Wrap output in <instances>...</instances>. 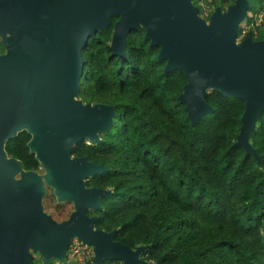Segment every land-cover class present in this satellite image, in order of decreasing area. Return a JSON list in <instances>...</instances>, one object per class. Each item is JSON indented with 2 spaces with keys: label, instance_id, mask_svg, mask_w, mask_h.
Masks as SVG:
<instances>
[{
  "label": "water",
  "instance_id": "obj_1",
  "mask_svg": "<svg viewBox=\"0 0 264 264\" xmlns=\"http://www.w3.org/2000/svg\"><path fill=\"white\" fill-rule=\"evenodd\" d=\"M246 0L215 8L208 21L192 0H0V264H33L65 259L73 239L92 247L95 264H149L135 250L113 241L115 232L94 229L109 190L87 188L85 181L106 171L85 157H71L75 144H100L113 122L114 109L76 100L83 73L81 51L88 39L114 23L110 50L125 56L126 36L140 28L150 46H159L164 72L180 70L186 85L178 100L194 126L213 110L206 92L215 90L244 101L236 146L254 156L249 136L264 110V39L243 38ZM25 131L43 176L58 203L73 211L57 223L43 211L45 188L37 171H24L9 159L4 144ZM19 175V180L14 176Z\"/></svg>",
  "mask_w": 264,
  "mask_h": 264
},
{
  "label": "trees",
  "instance_id": "obj_2",
  "mask_svg": "<svg viewBox=\"0 0 264 264\" xmlns=\"http://www.w3.org/2000/svg\"><path fill=\"white\" fill-rule=\"evenodd\" d=\"M259 2L262 11L264 0ZM218 8L224 10L221 3ZM118 19L112 17L81 51L76 100L114 109L100 144L85 140L71 152L106 168L85 181L87 188L112 193L100 199V210L87 211L97 217L94 229L114 231L113 241L132 250L144 247L140 258L149 264H264V110L249 136L255 157L236 146L243 100L207 91L205 102L213 112L192 126L178 100L186 76L180 70L164 72L160 47L150 46L143 28L126 36L124 57L111 52ZM250 20L246 13L243 21ZM30 140L22 131L5 142L4 150L24 171H38ZM50 192L47 200L62 208ZM43 200V211L51 216Z\"/></svg>",
  "mask_w": 264,
  "mask_h": 264
},
{
  "label": "rangeland",
  "instance_id": "obj_3",
  "mask_svg": "<svg viewBox=\"0 0 264 264\" xmlns=\"http://www.w3.org/2000/svg\"><path fill=\"white\" fill-rule=\"evenodd\" d=\"M247 4H248V8H247V18L250 17V21L249 23L242 21L239 25H238V33H237V44L241 41L240 39H243L244 36L241 35V33H239V31H247L250 33H253L254 37H252L251 39L253 41L255 40H260L262 38H264V18L263 21L261 23V25L259 27H255L254 24L256 23V19L255 16L259 13H263L264 9L261 11L260 7L261 4L259 2V0H246ZM198 4L196 5V7H198L199 9V13L198 16L200 18H203L207 20V17H205L206 15L208 16L211 12L214 11V9L216 7H218L219 3H221V5L223 6V9H227V7L230 5L229 0H216L215 2H212V0H197ZM232 3V1H230ZM208 3H211L210 5H208ZM255 15V16H254ZM208 21V20H207ZM4 50L0 47V53H3ZM50 172L49 169H39L37 171L38 175L41 177V186L42 187H46L45 181L43 176H45L46 174H48ZM20 177L19 175H15L14 176V180H19ZM50 190L47 191V195L45 196L44 200H43V205L45 207V210L47 213H49L51 216L54 217H59L60 219H62V221L66 220V218L70 215V213L73 211V206L70 202H65L62 205V208H55V202L54 200H47V197L50 195ZM60 213V214H59ZM61 222V221H60ZM92 250V247H91ZM68 251V250H67ZM32 258H33V262L35 260V262L33 264H43V262L41 261L38 252L32 251L31 249L29 250ZM67 254V252H66ZM49 262H51V264H74V262L71 259H67L66 255H65V259L64 260H60L57 258H50ZM48 264V263H46ZM50 264V263H49Z\"/></svg>",
  "mask_w": 264,
  "mask_h": 264
},
{
  "label": "built area",
  "instance_id": "obj_4",
  "mask_svg": "<svg viewBox=\"0 0 264 264\" xmlns=\"http://www.w3.org/2000/svg\"><path fill=\"white\" fill-rule=\"evenodd\" d=\"M207 17V15L205 16ZM264 18V11L263 13H259L255 16L256 23L254 24L255 27H259ZM248 34L247 31H241V35L245 37ZM242 40V39H240ZM67 259H71L74 264H95L93 260V251L91 247L87 244H84L77 239H73L68 247V251L66 254Z\"/></svg>",
  "mask_w": 264,
  "mask_h": 264
},
{
  "label": "flooded vegetation",
  "instance_id": "obj_5",
  "mask_svg": "<svg viewBox=\"0 0 264 264\" xmlns=\"http://www.w3.org/2000/svg\"><path fill=\"white\" fill-rule=\"evenodd\" d=\"M2 47V46H1ZM3 49V48H2ZM4 50V49H3ZM5 53V50H4V52L3 53H0V55H3ZM48 190H51L50 188H48V187H46L45 188V194H46V192L48 191ZM71 214V213H70Z\"/></svg>",
  "mask_w": 264,
  "mask_h": 264
}]
</instances>
